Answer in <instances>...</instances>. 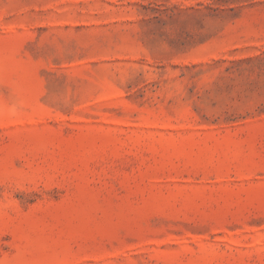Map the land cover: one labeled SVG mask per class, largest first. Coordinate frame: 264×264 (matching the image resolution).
<instances>
[{
    "label": "rangeland",
    "instance_id": "rangeland-1",
    "mask_svg": "<svg viewBox=\"0 0 264 264\" xmlns=\"http://www.w3.org/2000/svg\"><path fill=\"white\" fill-rule=\"evenodd\" d=\"M0 264H264V0H0Z\"/></svg>",
    "mask_w": 264,
    "mask_h": 264
}]
</instances>
